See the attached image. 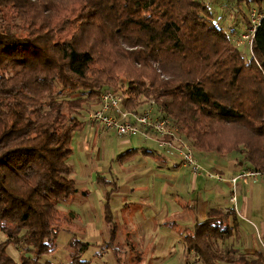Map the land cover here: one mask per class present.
Segmentation results:
<instances>
[{
  "label": "trees",
  "instance_id": "1",
  "mask_svg": "<svg viewBox=\"0 0 264 264\" xmlns=\"http://www.w3.org/2000/svg\"><path fill=\"white\" fill-rule=\"evenodd\" d=\"M261 7L247 60L203 0H0V264H93L66 205L86 195L72 176L73 139L107 86L126 110L156 103L197 150L240 153L264 173ZM105 221L118 264L146 259L114 244L109 202ZM237 230L233 207H211L185 232L186 251L201 264H264L261 252L225 244ZM63 231L73 233L68 261L45 260Z\"/></svg>",
  "mask_w": 264,
  "mask_h": 264
},
{
  "label": "crops",
  "instance_id": "2",
  "mask_svg": "<svg viewBox=\"0 0 264 264\" xmlns=\"http://www.w3.org/2000/svg\"><path fill=\"white\" fill-rule=\"evenodd\" d=\"M97 107V103L91 104L82 112L80 120L84 127L73 139L72 158L77 157L83 171L88 160L102 162V148L96 146L101 139L104 143L110 140L112 133L100 124L89 122L90 111ZM181 135L186 140L183 133ZM116 147V155L130 150L136 152L129 154L123 163H117L116 168L112 165L107 171L108 166L100 165L98 170L109 175L117 188L109 201L118 225L114 244L134 253L152 255L141 264H189V255L195 252L186 251L185 232L197 221L204 220L211 207H233L236 211L238 230L226 240V245L248 254L259 251L264 255V175H243L251 168L240 153L221 155L193 148L194 158L202 167L199 173H194L193 166L183 162L177 154H169L154 138L117 135ZM82 191L86 193L82 196L86 200L85 211L84 216L77 213L76 222L83 229L79 232L81 239L91 244L88 251L93 248L91 255L88 251L84 254V259L93 264H116L114 251L104 245L110 237L104 201L94 211L87 204L89 190ZM234 194L236 204L231 201ZM74 201L80 202L75 198L71 207L76 206ZM182 252L183 259L172 261L173 255ZM44 259L52 260L51 256Z\"/></svg>",
  "mask_w": 264,
  "mask_h": 264
},
{
  "label": "rangeland",
  "instance_id": "3",
  "mask_svg": "<svg viewBox=\"0 0 264 264\" xmlns=\"http://www.w3.org/2000/svg\"><path fill=\"white\" fill-rule=\"evenodd\" d=\"M203 1H205L209 5L210 9L213 11L215 21L220 22L222 26H224L225 29L231 30V28H234V43L242 41L243 40L242 34L247 33V28H246L247 27V15L249 16L250 14L249 10L254 7H257L259 10L260 6H262L261 7L262 10L264 9V2L262 4H259L255 0H250V1L248 0H241V1L240 0H203ZM240 49L241 51H243V54L245 55V58L247 60L251 58L252 52H251V43L249 39L244 40V44L240 47ZM107 88L117 91V88L113 86L105 87V89ZM118 91L122 92L121 90H118ZM147 106H153V108L156 109V103H150ZM111 132L112 133L110 134L111 136L110 140L105 141L104 143L101 139L100 143L96 146V148H102V155H101V160H100L102 161L101 163H97L95 162V160H88L85 163L86 168L83 171L84 167L80 166V162H78L77 157L76 158L74 157L73 159L72 158L73 156H72L71 161H70L73 167L72 176L76 179L77 187L81 191L89 190L90 194L87 199L88 200L87 204H88V207L90 206V208H92L94 211L96 210V208H98L101 201H104V208H105L106 204L109 202L107 199H111V196L114 193L113 192L110 197L109 195H107V193L111 192V190L113 189L112 187H115V184H114L115 182L109 177V175H104L98 170V167L100 165L108 166V169H107L108 171L110 166L113 165V167L116 168L117 163L119 164V161L117 160V157L119 155H116L117 135L115 134V132L113 131ZM188 142L192 146L191 149L193 148L196 149L190 140H188ZM112 157L115 159L113 160ZM76 199L79 200L80 202L76 201L75 203L74 201L76 205L75 207H71L73 202L68 203V205H70L69 209L75 211L76 213H79V215H83L85 211L84 208H85L86 200L84 201L81 194H79L76 197ZM87 227L89 228V226ZM72 235L73 234L69 232H62L60 234L59 239H58L59 250L57 253L51 256L52 260L57 261L61 259L62 261H68L69 251H68V248L66 247V244L71 239ZM79 238H81V235H79ZM8 249H9V252L14 257H16V259L19 258V252L17 251L14 245H10ZM92 249L93 248H91L87 252L88 255H91ZM183 253L184 252H182L180 255H173L171 258L172 261L175 259L179 261V258L183 259V257H185V254ZM123 257L125 259V255ZM151 257L152 255H149V254L146 255V258L148 261ZM189 257H190L188 261L189 264L194 262V260H199V257L196 253L194 255H189ZM114 258L116 260V264H118L115 254H114ZM133 264H141V263L134 262ZM164 264H170V262H167ZM199 264H201L200 260H199Z\"/></svg>",
  "mask_w": 264,
  "mask_h": 264
},
{
  "label": "built area",
  "instance_id": "4",
  "mask_svg": "<svg viewBox=\"0 0 264 264\" xmlns=\"http://www.w3.org/2000/svg\"><path fill=\"white\" fill-rule=\"evenodd\" d=\"M263 13L257 7L251 9L249 14L250 26L247 33L242 34L243 40L238 45H243L244 40L252 38L260 24ZM99 107L89 113L88 120L91 124H100L106 130L113 131L119 136L131 138L142 136L145 139H156L160 147L165 148L169 154H177L183 162L193 166L194 173H199L202 167L194 158L191 146L177 132L172 120L157 112L153 106L143 110H126L123 107V96L112 89H104L101 93ZM243 175L259 177L264 173L248 170ZM233 181H236L234 178ZM231 201L236 204L237 196L234 194ZM191 264H199L194 260Z\"/></svg>",
  "mask_w": 264,
  "mask_h": 264
}]
</instances>
